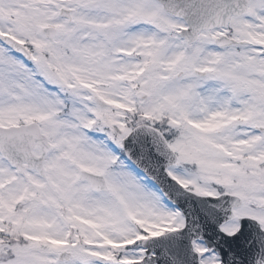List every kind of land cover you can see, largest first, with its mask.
Instances as JSON below:
<instances>
[{
    "label": "snow or ice",
    "instance_id": "1",
    "mask_svg": "<svg viewBox=\"0 0 264 264\" xmlns=\"http://www.w3.org/2000/svg\"><path fill=\"white\" fill-rule=\"evenodd\" d=\"M0 264H264V0H0Z\"/></svg>",
    "mask_w": 264,
    "mask_h": 264
}]
</instances>
